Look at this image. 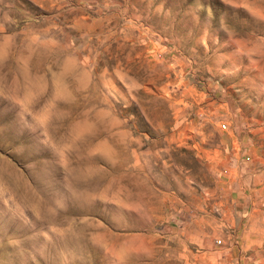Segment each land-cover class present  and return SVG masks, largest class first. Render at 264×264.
I'll use <instances>...</instances> for the list:
<instances>
[{
	"label": "rangeland",
	"instance_id": "rangeland-1",
	"mask_svg": "<svg viewBox=\"0 0 264 264\" xmlns=\"http://www.w3.org/2000/svg\"><path fill=\"white\" fill-rule=\"evenodd\" d=\"M0 264H264V0H0Z\"/></svg>",
	"mask_w": 264,
	"mask_h": 264
},
{
	"label": "built area",
	"instance_id": "built-area-1",
	"mask_svg": "<svg viewBox=\"0 0 264 264\" xmlns=\"http://www.w3.org/2000/svg\"><path fill=\"white\" fill-rule=\"evenodd\" d=\"M224 127H225V124L222 123V124L220 125V128L224 129Z\"/></svg>",
	"mask_w": 264,
	"mask_h": 264
}]
</instances>
